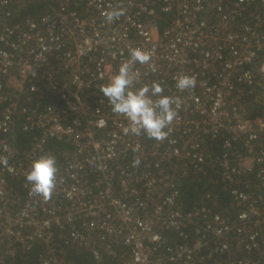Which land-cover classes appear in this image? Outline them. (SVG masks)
<instances>
[{"label":"built area","instance_id":"1","mask_svg":"<svg viewBox=\"0 0 264 264\" xmlns=\"http://www.w3.org/2000/svg\"><path fill=\"white\" fill-rule=\"evenodd\" d=\"M37 1L47 11L22 18L30 0H0V264L37 246L38 264L68 248L94 264H264V0ZM130 48L155 67L137 64L135 87L182 100L163 140L123 134L100 92L98 73ZM182 74L196 87L179 92ZM54 142L63 160L42 202L25 172ZM198 176L233 214L184 210L178 177Z\"/></svg>","mask_w":264,"mask_h":264},{"label":"clouds","instance_id":"2","mask_svg":"<svg viewBox=\"0 0 264 264\" xmlns=\"http://www.w3.org/2000/svg\"><path fill=\"white\" fill-rule=\"evenodd\" d=\"M124 9L106 11L103 15L106 22H112L124 15ZM151 61V53L140 48H130L128 59L122 61L112 74L111 65H106L98 73L108 79L100 86V92L107 98L111 111L122 115L126 121L123 134L135 136L143 135L148 139L160 141L168 136V128L178 115L182 100L179 96L164 95V88L158 81L141 84L135 87L140 80V72L136 65L148 64L152 71L155 67ZM175 88L179 92L196 87L197 79L193 75L182 74L174 77ZM7 158L0 157V165L7 166ZM59 168L53 154H41L30 162L25 172V182L28 185L29 196L38 197L42 202H48L56 189Z\"/></svg>","mask_w":264,"mask_h":264},{"label":"trees","instance_id":"3","mask_svg":"<svg viewBox=\"0 0 264 264\" xmlns=\"http://www.w3.org/2000/svg\"><path fill=\"white\" fill-rule=\"evenodd\" d=\"M28 5H24L21 9V17H37L39 14L45 13L47 7L39 3L37 0H30ZM145 140L152 143L154 139H148L144 136ZM26 141H22L25 144ZM150 145V144H149ZM52 147V153L55 155L57 161L63 160V150L65 149L61 142H54ZM178 188L180 190L181 201L183 203L184 210H189L196 206H209L211 207L213 202L217 203L214 211L222 215H231L233 210L231 209L230 196L224 193L218 186L214 185L208 179H204L201 176L195 178H181L178 177ZM214 195L217 198H214ZM59 243L62 244L61 240ZM64 258V264H94L90 254L79 251L74 248H68ZM41 253V249L37 246L33 251L26 252L20 251L18 255L13 259H8L4 264H38V256ZM105 264H111L105 260Z\"/></svg>","mask_w":264,"mask_h":264},{"label":"crops","instance_id":"4","mask_svg":"<svg viewBox=\"0 0 264 264\" xmlns=\"http://www.w3.org/2000/svg\"><path fill=\"white\" fill-rule=\"evenodd\" d=\"M66 253H68V252H66Z\"/></svg>","mask_w":264,"mask_h":264}]
</instances>
